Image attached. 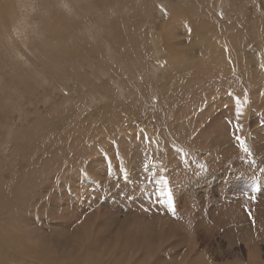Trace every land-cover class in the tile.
Here are the masks:
<instances>
[{"label": "rangeland", "instance_id": "rangeland-1", "mask_svg": "<svg viewBox=\"0 0 264 264\" xmlns=\"http://www.w3.org/2000/svg\"><path fill=\"white\" fill-rule=\"evenodd\" d=\"M263 7L0 0V264H264Z\"/></svg>", "mask_w": 264, "mask_h": 264}, {"label": "bare ground", "instance_id": "bare-ground-1", "mask_svg": "<svg viewBox=\"0 0 264 264\" xmlns=\"http://www.w3.org/2000/svg\"><path fill=\"white\" fill-rule=\"evenodd\" d=\"M21 2V1H20ZM264 8V7H263ZM5 9V8H4ZM14 9V8H13ZM221 9V8H220ZM87 11V10H86ZM248 23V22H247ZM251 23V22H250ZM257 23V22H256ZM249 25V24H248ZM247 26V25H246ZM252 26H254V25H252ZM255 27V26H254ZM257 27V26H256ZM140 29V28H139ZM261 29V28H260ZM251 31V30H250ZM258 31H260V32H262L261 30H258ZM264 31V30H263ZM148 35V34H147ZM70 38V37H69ZM139 40V39H138ZM76 41V40H75ZM251 42H252V40H251ZM261 42H264V33H263V36H262V38H261ZM188 44V43H187ZM259 44V43H258ZM260 45V44H259ZM261 46V45H260ZM246 47V46H245ZM262 47V46H261ZM206 48V47H205ZM247 48V47H246ZM246 48H245V50H246ZM258 48V47H257ZM260 48V47H259ZM263 48V47H262ZM243 50V49H242ZM250 51V50H249ZM181 54V53H180ZM184 55H185V53H184ZM178 56V55H177ZM262 57V56H261ZM175 58V57H174ZM215 58H217V57H215ZM263 58V57H262ZM219 60V59H218ZM254 60V59H253ZM170 61V60H169ZM213 61V60H212ZM175 62V61H174ZM206 62V61H205ZM218 62V61H217ZM227 62V61H226ZM231 62V61H230ZM190 63V62H189ZM221 63V62H220ZM232 63V62H231ZM191 64V63H190ZM228 64V63H227ZM249 64H250V62H249ZM188 65V64H187ZM192 65V64H191ZM204 65V64H203ZM230 65V64H229ZM222 66V65H221ZM227 66V65H226ZM181 67H182V65H181ZM219 67V66H218ZM229 67V66H228ZM247 67V66H246ZM257 67V66H256ZM203 68V67H202ZM214 68V67H213ZM216 68V67H215ZM225 68V67H224ZM245 68V67H244ZM254 68V67H253ZM181 69V68H180ZM186 69V68H185ZM228 69V68H227ZM255 69V68H254ZM218 70V69H217ZM250 70V69H249ZM158 71V70H157ZM205 71V70H204ZM220 71V70H219ZM264 71V70H263ZM202 72V71H201ZM217 73V72H216ZM154 75V74H153ZM250 75V74H249ZM213 77V76H212ZM209 79V78H208ZM64 124V123H63ZM66 125V124H65ZM128 128V127H127ZM27 129V128H26ZM24 132V131H23ZM143 134H145V133H143ZM25 135V134H24ZM146 137V136H145ZM148 137V136H147ZM150 138V137H149ZM148 139V138H147ZM32 141V140H31ZM152 141V140H151ZM150 141V142H151ZM151 145H152V143H151ZM118 152V151H117ZM109 159V158H108ZM33 179V178H32ZM1 187V186H0ZM6 187V186H5ZM5 187H3V189L5 188ZM29 195V194H28ZM1 199V198H0ZM1 207V206H0ZM6 207V206H5ZM2 209H4V208H2ZM15 213V212H14ZM17 222V221H16ZM14 226H16V225H14ZM207 232V231H206ZM21 248H23V246L21 247ZM20 248V249H21ZM8 249V248H7ZM27 249V248H26ZM28 249H30V248H28ZM31 249H33V248H31ZM16 250V249H15ZM22 251V250H21ZM23 251H24V249H23ZM28 251V250H27ZM27 254V253H26ZM29 254V253H28ZM0 255H2L5 259L6 258H8V257H10V253H9V251H7L3 246H0ZM30 255V254H29ZM22 256H23V254H22ZM2 257V258H3ZM11 259V258H10ZM49 260V259H48ZM47 260V262L49 263V261Z\"/></svg>", "mask_w": 264, "mask_h": 264}, {"label": "crops", "instance_id": "crops-1", "mask_svg": "<svg viewBox=\"0 0 264 264\" xmlns=\"http://www.w3.org/2000/svg\"><path fill=\"white\" fill-rule=\"evenodd\" d=\"M244 196H246L245 194H244ZM251 201H252V199H251ZM260 201H261V198L259 199V203H260ZM253 202V201H252ZM258 203V204H259ZM231 208H232V205H231ZM238 211H240V212H243V214H244V211L242 210L241 211V209L240 210H238ZM257 212H258V210H257ZM245 215V214H244ZM259 217L261 218V214H259ZM259 221H260V219H259ZM257 227V226H256ZM235 230V229H234ZM254 231L256 232L257 231V228H254ZM253 231V232H254ZM260 231L261 232H264V227H262L261 229H260ZM253 233V235H252V239L255 237V235L257 236V234L256 233ZM255 240H254V247H251L249 250L251 251V250H254V249H257L256 247H258L259 249H257L258 251H259V256H260V258L259 259H264V257L262 256V250H261V247L260 246H258V244H259V241L256 239V238H254ZM257 245V246H256ZM258 259V260H259Z\"/></svg>", "mask_w": 264, "mask_h": 264}, {"label": "snow or ice", "instance_id": "snow-or-ice-1", "mask_svg": "<svg viewBox=\"0 0 264 264\" xmlns=\"http://www.w3.org/2000/svg\"><path fill=\"white\" fill-rule=\"evenodd\" d=\"M236 139L239 141L240 140V137H236ZM242 143V146H243V142H241ZM246 152L248 151V149L247 148H245L244 149ZM165 183L167 184L168 183V181L167 180H165ZM171 194V193H170Z\"/></svg>", "mask_w": 264, "mask_h": 264}]
</instances>
